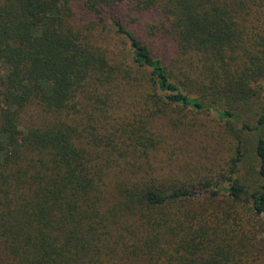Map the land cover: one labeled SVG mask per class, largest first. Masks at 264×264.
<instances>
[{"label": "trees", "instance_id": "obj_1", "mask_svg": "<svg viewBox=\"0 0 264 264\" xmlns=\"http://www.w3.org/2000/svg\"><path fill=\"white\" fill-rule=\"evenodd\" d=\"M123 2L138 12L162 14L177 50L172 66L119 17L108 19L127 40L123 60L73 26L78 6L100 15ZM263 5L264 0H0V264H241L243 240L254 233L249 224L223 211L219 226L214 210L188 205L200 197L217 201L222 194L245 198L253 225L264 232V95L253 125L242 122L238 110L258 93L253 84L264 86V59L252 55L241 68L231 64L234 52L244 50L248 15L258 14L264 24ZM258 29L251 36L262 44L264 30L257 35ZM187 55H202L201 64L188 62ZM29 104L45 117L21 130L18 116ZM170 105L212 112L224 124L234 121L253 131L260 180L246 185L230 176L220 185L206 177L168 190L154 177L148 180L143 165L132 162L134 154L117 147L119 138L127 132L140 148L154 146L143 123ZM129 111L140 121L137 128L120 122ZM79 113L85 118L72 121ZM237 142L230 173L249 152L239 137ZM114 156L121 163L105 166ZM112 179L118 201L105 209Z\"/></svg>", "mask_w": 264, "mask_h": 264}, {"label": "rangeland", "instance_id": "obj_2", "mask_svg": "<svg viewBox=\"0 0 264 264\" xmlns=\"http://www.w3.org/2000/svg\"><path fill=\"white\" fill-rule=\"evenodd\" d=\"M110 15L119 17L128 29L142 40L148 42L152 51L162 57L167 65L172 66L175 63L177 50L171 35L165 31L167 29V24L163 21L165 18L158 11L138 12L131 3L123 2L107 8L100 15H94L85 13L78 6L74 19H72L73 26L87 33L94 44L107 48L113 57L123 60L127 50H129V46L123 35L114 33L108 19ZM246 23L242 38L244 50L240 48L239 52H234V58L231 63L233 68L235 67L234 64H238L237 67L241 68L243 61L247 62L252 55H259L264 59V41L261 44L260 40L253 39L251 36L256 31V28H259L257 35L261 34L260 30H264V24L260 26L261 21L258 19V14L248 15ZM155 27L157 28L155 29ZM153 31H156L157 34L151 35ZM255 41H258L256 45L254 44ZM202 57V55L193 57L187 55L186 58L188 62L195 65L201 64ZM261 66L264 70V66ZM192 75L194 79L198 80L194 72ZM201 80L204 81V78H201ZM252 86V89L257 90L258 93L238 110L240 113L239 117L243 120L242 122H248L253 125L262 108L263 81H259L258 84L256 83ZM167 109L166 113L147 118L143 123L144 135L153 139L155 142L154 146L146 149L140 148L141 145L126 137L130 136L127 132H125V137L119 138L117 145V147L123 145V150L126 149L134 154L132 155V162L136 166H139L138 164L143 165L142 167L145 168L146 173L149 175L148 180L149 177H154L157 181H160L161 187L167 188V190L173 186L198 185L202 181L209 180L207 178L218 181L220 185H225L227 178L230 176L236 177L246 185H253L260 180L257 172V159L251 151L255 136L253 131H244L242 125L234 121H231L229 125L224 124L212 112H195L176 105H170ZM44 117L45 114L39 109L38 105L29 104L23 108L18 116L19 127L21 130L25 129L41 121ZM80 117L85 118L79 113L74 117L72 116V121L74 118L79 120ZM121 121L127 127L133 128H137L138 124H140V121L133 118L130 111L128 117H120ZM113 122L111 120V125ZM115 124L117 125L118 123ZM96 132L99 135L107 133L97 130ZM238 137L242 140V148L248 147L249 152L245 153L241 162L237 164L236 170L230 173V160L235 154ZM142 142L145 143L143 140ZM114 157V160L105 164V166H113L115 168L117 164L121 163L120 158ZM114 172L111 171V173ZM116 184L117 181L115 179L107 183L108 200L105 203V209H108L107 206L116 204L118 201L115 189ZM206 202L204 197L197 198L188 205L191 206L188 209L197 210L204 208L214 210L218 214L219 226L220 222L223 221L221 220L223 211H228L231 213L229 214L231 215L230 217L237 216L242 222L249 224L251 232L254 233H248V238L243 240V242L245 241V253L240 259L241 264L244 260H248L250 264H264L263 228L259 227L256 229L253 225L256 220H253L252 211L249 208V204L245 203V198L236 201L222 194L217 201ZM172 206L175 208V203ZM227 226L228 230H231L230 218L227 220ZM224 241L222 239L220 243ZM118 264H129V262L123 261Z\"/></svg>", "mask_w": 264, "mask_h": 264}]
</instances>
